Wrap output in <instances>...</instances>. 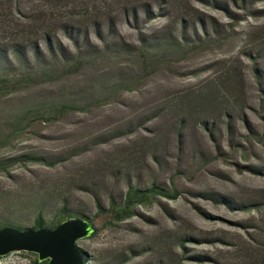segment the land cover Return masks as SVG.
Listing matches in <instances>:
<instances>
[{
    "label": "rangeland",
    "instance_id": "1",
    "mask_svg": "<svg viewBox=\"0 0 264 264\" xmlns=\"http://www.w3.org/2000/svg\"><path fill=\"white\" fill-rule=\"evenodd\" d=\"M42 15L87 27L88 64L0 100V160L55 161L0 173V223L30 228L40 215L52 224L66 204L96 227L77 242L87 264H264V0H0V44ZM166 33L177 55L139 57ZM105 43L126 47L110 54ZM65 98L94 104L55 121L38 109ZM22 111L29 118L14 136ZM151 184L177 197L158 196L112 227L94 217L96 199L106 207L127 186ZM35 258L12 253L0 264Z\"/></svg>",
    "mask_w": 264,
    "mask_h": 264
},
{
    "label": "trees",
    "instance_id": "2",
    "mask_svg": "<svg viewBox=\"0 0 264 264\" xmlns=\"http://www.w3.org/2000/svg\"><path fill=\"white\" fill-rule=\"evenodd\" d=\"M218 6L228 12L224 4L219 3ZM59 28H61L60 30L65 37L72 42L73 53L65 49L59 41L56 32ZM86 28L85 25L79 23L75 25L63 24L57 28V26L55 27V25L50 23V20L44 18L43 15L32 20L29 24L18 26L12 36L13 42L8 45L0 44V100L10 97L32 85L59 82L78 73L80 69L88 64V59H85L87 51L84 47L85 42L89 43ZM187 44L185 43L184 46ZM113 45L105 43V51L110 50V54H119L122 49H119L118 46L121 45V48H123L122 45L126 47L122 43L116 47H113ZM145 45L147 46L146 49L145 47L139 49V57L144 61L153 56H175L179 52V48H181V44L177 38L169 33L155 37L151 41H145ZM101 96L96 98L99 99ZM93 104L91 100L87 103H79L76 100L65 98L41 103L38 109L42 110V115L46 116V120L55 121L73 112H85ZM28 118V111H22L13 117L12 122L15 127L12 129V134L14 136H19L22 133V128L26 127L25 124ZM182 120L180 123H182ZM201 124L203 127H206L205 121ZM8 138L9 136L4 137L1 144H6ZM27 162L47 167L55 164V161H51L46 157L28 153L1 159L0 173L6 172L7 169L15 165ZM158 196L174 199L177 197V191L173 189L168 190L157 184H151L148 188L144 189L127 186L120 200L110 197L106 207L96 199L94 217L103 218V227L116 226L132 218L135 215L137 207L151 204ZM79 214H76L64 204L59 208L52 224H47L40 215H37L30 229H52L62 221L77 215L87 219L84 215ZM5 227L14 228L19 231L27 229L13 223L1 222L0 228ZM79 252L84 258V264H87L89 260L87 254L80 248ZM33 264H46V262L39 263L36 257Z\"/></svg>",
    "mask_w": 264,
    "mask_h": 264
},
{
    "label": "water",
    "instance_id": "3",
    "mask_svg": "<svg viewBox=\"0 0 264 264\" xmlns=\"http://www.w3.org/2000/svg\"><path fill=\"white\" fill-rule=\"evenodd\" d=\"M96 227L89 219L73 217L52 229L0 228V258L12 253H30L46 264H84L77 242L91 237Z\"/></svg>",
    "mask_w": 264,
    "mask_h": 264
}]
</instances>
